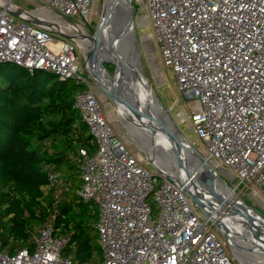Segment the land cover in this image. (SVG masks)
Here are the masks:
<instances>
[{
    "label": "built area",
    "instance_id": "obj_1",
    "mask_svg": "<svg viewBox=\"0 0 264 264\" xmlns=\"http://www.w3.org/2000/svg\"><path fill=\"white\" fill-rule=\"evenodd\" d=\"M37 1L57 20L79 26L95 13V0ZM132 2L136 14L147 10L138 19L151 24L161 66L175 74L186 100L180 114L204 145L197 151L216 172H227L237 195L264 204V0ZM11 4H0V65L49 71L82 86L74 107L98 148L93 155L80 150L79 196L99 207L104 264H235L184 186L149 171L118 134L79 61L77 42L55 36L71 35L65 27L43 16H36L38 24L16 17L10 11L19 6ZM48 180L60 190L65 184L55 171ZM67 243L45 225L32 249L9 254L0 246V264H73L62 255Z\"/></svg>",
    "mask_w": 264,
    "mask_h": 264
},
{
    "label": "trees",
    "instance_id": "obj_2",
    "mask_svg": "<svg viewBox=\"0 0 264 264\" xmlns=\"http://www.w3.org/2000/svg\"><path fill=\"white\" fill-rule=\"evenodd\" d=\"M81 89L49 71L0 65V246L9 254L32 249L51 225L55 237L68 238L62 255L73 264H104L99 207L79 196L80 150L98 148L74 107ZM50 171L62 175L61 190Z\"/></svg>",
    "mask_w": 264,
    "mask_h": 264
},
{
    "label": "water",
    "instance_id": "obj_3",
    "mask_svg": "<svg viewBox=\"0 0 264 264\" xmlns=\"http://www.w3.org/2000/svg\"><path fill=\"white\" fill-rule=\"evenodd\" d=\"M120 1L121 0H113L107 9H105L104 6V11L98 22L97 29L95 30L93 35H88L90 41L92 42V46L88 51V55L86 59L87 73L89 77L93 80V82L97 84L96 85L97 88L99 85L103 86L106 95L109 98H112L117 104V109H121L124 112L130 114L133 118L138 120L140 125L147 123L145 128L147 131L159 130L161 133L166 135V137H168L169 140L168 144L170 145V147H175L176 151L179 154H180L179 150H181V148L183 149L184 145H186L190 149L191 148L193 149V151L197 155V158L199 159L196 161L194 160L195 161L194 166L191 165V163L189 166V164L185 160V157H182L181 154L179 157H177V162L182 163L181 167L183 168V172L186 178L185 182L176 180L173 176L164 173L158 167H157L158 168L157 171L161 174L167 175L177 184L184 186L185 192L192 198V200L195 202L197 207H199L206 216L211 218L215 227L222 234L227 244H229L233 249V251L235 252L234 248L235 247L240 248V247L237 245L234 236H236L237 234V237H241L242 242H245L244 237L238 233H235V231H233L230 228V226L224 221L223 218L227 216L230 218H235V220H241L243 224H245L246 226L248 225L249 229H251V234H252L251 236L256 239L259 235L257 236V233L255 232L254 229L256 227L254 226H258V223L263 225L264 214L261 211L250 206L244 200H242L239 195H237L239 199L242 200L247 207L255 211L260 217L254 216L253 214L250 215L251 213L243 212L236 208L234 209L227 208V211L224 212L223 216L220 213H217L216 211L213 212L215 205L213 204V202L210 201L208 202L207 199H205L203 195L204 194L203 191H205V189L201 187L205 186V188L207 187L208 189H210L211 190L210 193L213 196V198L217 197L216 195H219V193L215 190L214 187H212L215 185L214 176L213 178L205 179L203 177V174L201 173V167L206 166L211 170H214V168L209 163H207V161L202 157V155L197 151V149L188 142V140L184 137L183 134H181L179 128L177 127L173 119L164 109V106L161 103L160 99L156 96L152 84L150 83L142 66L141 52L135 46V40H136L135 27L137 25L138 26L146 25L147 22L142 24L139 23L138 17L135 16L136 9L131 0L130 2H128L129 9L128 11H126L127 13L129 12V20L123 22L122 25L119 24L120 20H116V18H117V7ZM105 4H106V0H105ZM31 12L33 11L25 10L21 7H19L18 10L16 11L13 10L10 11V13L16 17H22L31 23L38 24L40 22L39 19L35 15L31 14ZM135 19H137L136 20L137 24L135 23ZM68 21L76 25V23L73 20L68 19ZM112 21H114L115 24L111 23ZM104 27H115L114 29L118 32L116 33L117 37L115 39L117 41L116 52H117V56L120 59L119 64L112 62L111 60L100 59V57H98L99 54H96V51H94L97 45L101 46L102 36L100 34ZM116 27H122L124 31H121ZM65 37L67 39H70L78 43L77 40L78 38L74 35L65 34ZM88 57L90 59L91 64L94 67L93 70L90 68V66H88ZM110 62L116 65V69L113 74H110L104 66V63H110ZM100 69L104 70L115 79L118 75H121L123 77V82L124 84H126L128 89L118 84V82H116L118 81V79L115 80L116 83L112 84V88L111 87L109 88L106 84L97 80L94 77L95 76L94 74L100 72ZM56 76L58 77V75ZM133 97H135L136 99L135 98L133 99ZM128 101L130 102V104H128ZM160 110H162V113ZM215 173H216V177H218L224 185L228 186L227 183L220 177L218 172L215 171ZM194 178H196L197 181L199 182L198 185L194 181ZM251 246L252 248L251 249L247 248V251L250 252L254 250L255 251L260 250L262 253H264V247L258 244L256 241H253ZM253 248H258V249H253Z\"/></svg>",
    "mask_w": 264,
    "mask_h": 264
},
{
    "label": "rangeland",
    "instance_id": "obj_4",
    "mask_svg": "<svg viewBox=\"0 0 264 264\" xmlns=\"http://www.w3.org/2000/svg\"><path fill=\"white\" fill-rule=\"evenodd\" d=\"M0 2L6 6L8 3H13L14 5H17L21 8H23L25 10H29V11L32 10L34 12H37V11L38 12H40V11L48 12L46 10L40 9L41 4L37 0H0ZM104 6H105V0H95L94 1V6L92 8L95 11V13H94V16L92 18V22L91 23L87 22L86 24H81V26L84 27V30L86 31L87 35H93L95 30L97 29L98 22L101 18L103 11H104ZM48 13L50 16L46 15L44 17L47 18L48 21H50V19L55 20V17L53 18L54 15L51 16L52 14H50V12H48ZM144 14H147V10L144 7H141L140 9H138V12H137V14H135V16L138 17L139 15H144ZM136 20L137 19H135V23L137 24ZM56 22L61 23V24L65 23L64 21H61V20L60 21L56 20ZM139 23L142 24L144 22L139 20ZM70 25L72 27L74 26L71 23H70ZM135 29H136L135 46L141 52L142 66L144 68L145 73L147 74V77H148L150 83L152 84V87L155 91L156 96L160 99L161 103L164 106V109L168 112L170 117L173 119V121L175 122V124L179 128L181 134L184 135V137L188 140V142L190 144H192L196 149H198L200 151V153H202L201 151L203 150V146H204L202 141L198 138L195 131L190 128V123L186 122V121H181V119H180V113L184 109L183 107H184L186 100H185L183 94L179 90L177 80H176V77H175V74L173 73V71L171 69H168V68L161 66L160 58H159V55L157 53V47H156L155 43L152 41V37L150 35V33L152 32L151 24H146L143 26L137 25L135 27ZM55 36H57L59 38L67 39L66 37H64L62 35H56L55 34ZM88 39H89V37H88ZM149 40L152 41V44H150ZM89 41H90V39H89ZM90 43L92 45L91 41H90ZM86 45L87 44L84 43V46L86 48V53H84L81 44H79V42L77 43V51L79 54V61H80L84 70H87V60L86 59H87L88 51L90 50V49H88V47H86ZM151 47L153 48V53H148L147 50ZM106 59H109V58L106 57ZM88 66H90V68L93 70L94 67H93V65L92 66L90 65L89 57H88ZM104 66H105V68L107 66L110 69V70H108L106 68L110 74H113L115 72L116 65L114 63H111V62L110 63H104ZM155 68L160 69V71L162 73L161 77L155 75ZM100 73H102V72H99V73L97 72V73H95V75L97 76ZM110 78L112 80V83L118 82V84H120L121 86H124V84L118 78V76L116 77V79L111 77V76H110ZM117 79H118V81L115 82V80H117ZM92 84L95 86L97 85L93 81H92ZM107 86L110 88V83L107 84ZM96 89H97L98 96L102 100V105H103L104 109H106L107 112L110 113L111 116H112L111 112H114L115 116L114 117L112 116V118H114V120L116 121L115 127H116L118 133L126 141L129 149L141 159V161L143 162L145 167L148 168V170L151 172L157 171V169L160 168L159 163H158L159 159H161L162 162L164 163V165H166V166H171L170 164L176 163V170L178 171V174H174L172 171H171L172 173H170L169 171H166V172H169L166 174L171 175V176L176 175L175 177L179 176V177L185 178L183 168L181 167L182 163L177 162V158L174 157V154H172L173 159H172L171 163L166 160V158H167L165 156L166 153L164 154V151L162 150V147H161V144L159 143V141L158 142L155 141V143H154V138L152 135L153 131H150V132L148 131L149 134L145 133V132L144 133L139 132L135 127L132 126V123H135V124L138 123V122H136L135 118H133L127 112H124L121 109L120 110L117 109V104L115 103V101L112 98H109L106 95L105 89L103 88V86L99 85L98 88L96 87ZM121 114H122V117H120ZM185 114L187 116H189L190 110L189 109L186 110ZM120 118H122V119H120ZM130 131H132V134ZM179 151H180V153H183L182 148ZM176 153H178V152H176ZM155 157H158V160H156ZM182 157H185V160L187 158L186 162L189 164V166H190V163H191V165L194 166V164H192V163H194L196 160H198V159L191 158L192 156H190V157L185 156V154H183ZM218 174L220 175V177L224 181H226L228 183L229 186L234 185V182L231 181L227 177L226 171H222V172L219 171ZM216 191L218 193H220L218 190H216ZM208 192H209V189H208ZM203 193H204L205 197L209 198V195L207 194L206 189H205V191H203ZM216 196L218 197V196H220V194L216 195ZM239 196L241 197L242 200H244L250 206L254 207L255 209L261 211L264 214V204L260 203L259 201H256L250 194L239 195ZM212 201L214 202L213 199L210 200V202H212ZM208 202H209V200H208ZM214 205H215L214 210L216 208L220 207L218 202H214ZM233 206H230V208H232ZM228 221L229 222L232 221L233 223H235L234 226H240L241 225L240 228L246 226L240 220H235V218L227 219L226 223ZM243 237H244L245 243H247V246L245 244H243L242 240H240L241 242H238L236 240L235 241H236L237 245L241 248V250L243 249L242 247H246L249 249L248 246H251L250 244H248L249 240L245 236H243ZM253 241H254V239H253ZM226 248H227L228 253L232 257V259L234 260L235 264H264V253L260 254V253H258V250L255 252L247 251L248 256L246 255V256L242 257V259L244 260V261H242L241 259L238 258V254L236 253L237 251H239L240 248H237L238 249L237 250L235 247V252H234L233 249L231 248V246L229 244H227V242H226ZM245 253L246 252H244V254Z\"/></svg>",
    "mask_w": 264,
    "mask_h": 264
},
{
    "label": "bare ground",
    "instance_id": "obj_5",
    "mask_svg": "<svg viewBox=\"0 0 264 264\" xmlns=\"http://www.w3.org/2000/svg\"><path fill=\"white\" fill-rule=\"evenodd\" d=\"M112 1L113 0H106L105 9L108 8V6L112 3ZM130 1L131 0H121L120 3H119V5H118V7H117V10H118L117 12L118 13H117L116 20H120V23L119 24H121V25H122L123 22H126V21L129 20V12L127 13L126 11H128V9H129L128 8V2H130ZM0 4L4 5L1 2H0ZM7 7L12 8L13 6L11 5V3H8L7 4ZM126 8H127V10H126ZM43 10H45V9H43ZM31 14H33L35 16H43V17L46 16V15L50 16L49 13L48 12H45V11L44 12L43 11H40V12H38V11L37 12H34L33 11V12H31ZM51 16H53V15H51ZM54 17L55 16H53V18ZM56 20L57 19L55 17V21ZM57 21H60V20H57ZM111 23L115 24L114 21H112ZM62 26L65 27V29L67 30L66 31L67 33H69L71 35H74V36H76L78 38L77 40H78L79 44H81L84 53H86V48L84 46V43L87 44L86 47H88V49L91 48L92 45H91V43H90V41L88 39V35H87L86 31L84 30V28H82V26L74 25L72 27L70 25V23H68V22H65L64 24H62ZM114 28L115 27H104L102 29L101 34H100L102 36V38H103L102 41H101V46H98L97 45L94 50L96 51V54H99L98 57H100V59L111 60L112 62H115V63L119 64L120 63V59L117 56V52H116V46H117L116 45V42L117 41L115 39L117 37V34L116 33H118V32ZM116 28L119 29V30H121V31H124V29H122V27H116ZM149 42H150V44H152V41L151 40H149ZM147 52L148 53H153V48L152 47L149 48L147 50ZM106 57L109 58V59H106ZM90 65L92 66L91 62H90ZM100 72H102V73H100L99 75H97L98 77L94 74L95 75V78L97 80L103 82L106 85L110 83V87L112 88V84L113 83H112V80L110 78L111 75H109L107 72H105L104 70H101V69H100ZM155 75L156 76H160V77L162 76V73H161V71H160L159 68H155ZM118 78L124 84L123 77L121 75H118ZM124 87L126 89H128L127 86H126V84H124ZM134 98L135 97H133V99ZM128 104H130L129 101H128ZM160 111L162 113V110H160ZM111 114H112L113 117L115 116L114 115V112H111ZM120 117H122V114L120 115ZM120 119H122V118H120ZM180 119H181V121H183L184 120V115L180 114ZM135 120H136V122H138L137 119H135ZM146 125H147V123H145L143 125H140L139 122L137 124L132 123V126L135 127L141 133L142 132L143 133L144 132L145 133H148V131L145 129L146 128ZM152 131H153L152 132V135H153V138H154V143H155V141L156 142L159 141V143L161 144L162 150L164 151V154L166 153V155H165L167 157L166 160L169 161L170 163L172 162V159H173V155L172 154H174V157H176V158L178 156H180V154L181 155L185 154V156H188V157L192 156L191 158L198 159L197 158V155L193 151V149L192 148L191 149L188 148L186 145H184V148L182 149L183 153H180V154L179 153H176L177 151H176L175 147H170V145H168L169 140H168V137H166V135H164L163 133H161L159 130H156V131L152 130ZM130 132L132 134V131H130ZM155 158H156V160H158V157H155ZM160 160L161 159H159V162L158 161L157 162L159 163V166H160L161 171H163L164 173H169V172L172 173L173 172L174 174H178V171L176 170V163L175 164H170L171 166H166V165H164V163L162 162V160L161 161ZM186 161H187V158H186ZM192 164H194V163H192ZM166 171H169V172H166ZM201 173L203 174V177L205 179H207V178L208 179L209 178H213V176H214V179H215V183L214 184L215 185L212 186L213 185L212 184L211 186L214 187L215 190H218L220 192L219 193L220 196L215 197V199H214L213 196L210 193L211 192L210 189H209V192H208V189L205 188V186H202V185H201L202 187L200 186L201 188L206 189L207 194L209 195V198H208V197H205V195L203 194L204 197H205V199H207V201L208 200L210 201L211 199H213V200H215L214 202H218L219 203V206L220 207L219 208H216L215 210H213V212L216 211L217 213H220L223 216L224 212L227 211V208H230V206H233L234 205L232 207L233 209L236 208V209H239L240 211L247 212V213H251L250 215L253 214L254 216H258V214L255 211H253L251 208L247 207L243 203V201L239 199V197L234 192V190H232L228 186L224 185L220 181V179L218 177H216V173H215L214 170H211L210 168H208V167L205 166V167H201ZM196 180L197 179L194 178V181L198 185L199 182L196 181ZM202 183H204V182H202ZM217 199H218V201H217ZM214 202H213V204H214ZM258 217H260V216H258ZM223 219L226 222V220L227 219H230V217L225 216ZM227 224L230 226V228L233 231H235V233H238V234H240L242 236H245L249 240L248 244L252 245L253 239H254V241H256L258 244H260V245H262L264 247V227H262V226H264V223H263V225L260 224V223H258V226H254V227H256L254 229H255V232L257 233V236L259 235L257 238H259V239H257V238L255 239L254 237H251V235H252L251 234V229H249L248 225L240 228L241 225L240 226H234L235 223H233L232 221L231 222L228 221ZM234 239L236 241H238V242H241L240 240H242L241 237H237V234H236V236H234ZM243 244H245L247 246V243L243 242ZM248 247H249V249L252 248L251 246H248ZM242 248H243L242 250L240 248L239 251H237L236 253L238 254V258L241 259L242 261H244L242 259V257H244V256L247 255V248L246 247H242ZM253 249H255V248H253ZM244 252H246V253L244 254ZM251 252H255V250L254 251H251ZM258 253L261 254L262 252L260 250H258Z\"/></svg>",
    "mask_w": 264,
    "mask_h": 264
},
{
    "label": "crops",
    "instance_id": "obj_6",
    "mask_svg": "<svg viewBox=\"0 0 264 264\" xmlns=\"http://www.w3.org/2000/svg\"><path fill=\"white\" fill-rule=\"evenodd\" d=\"M119 134V133H118ZM120 135V134H119ZM121 136V135H120Z\"/></svg>",
    "mask_w": 264,
    "mask_h": 264
}]
</instances>
